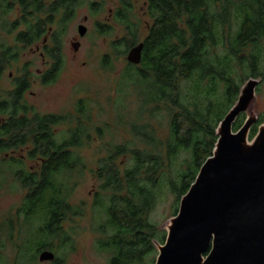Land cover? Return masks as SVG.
<instances>
[{
  "label": "trees",
  "instance_id": "1",
  "mask_svg": "<svg viewBox=\"0 0 264 264\" xmlns=\"http://www.w3.org/2000/svg\"><path fill=\"white\" fill-rule=\"evenodd\" d=\"M0 1L13 8L9 0ZM120 1L116 16L125 21L129 35L114 41L113 47L125 53L136 45L138 27L129 16L132 1ZM13 2L22 17L12 22V29L26 24L16 34L17 43L29 46L45 37L52 40L46 50L53 61L42 77L44 83L54 81L62 66V40L59 30L49 26L63 24L80 1ZM146 7L152 23L141 41V61H128L123 78L136 86L142 99L139 115L154 116L161 110L168 114V132L162 139L149 123L126 121L131 138L113 144L99 160L93 209L102 235L98 245L111 252L110 264H154L158 251L154 240L164 243L167 232L150 220V211L169 192L177 200L174 215L178 212L181 197L212 155L217 127L242 85L251 77L264 81V0H147ZM18 52L2 45L0 77ZM29 75L25 67L14 86L0 94V154L25 151L22 157L8 159L26 192L16 210L17 222L15 217L6 223L17 258L33 260L38 253L55 249V240L64 246L70 238L65 221L83 213L70 200L71 180L73 172L85 166L80 149L92 134L82 119L87 116L81 100L75 125L63 131L58 127L72 122L70 115L41 113L28 102ZM245 118V113L239 115L234 130ZM262 122L264 116L252 126L250 138ZM96 129L103 132L102 127ZM28 160L37 164L28 166ZM4 161L0 158V168ZM36 219L38 225L23 239L24 245L18 243L24 223ZM2 248L0 242V260Z\"/></svg>",
  "mask_w": 264,
  "mask_h": 264
},
{
  "label": "rangeland",
  "instance_id": "2",
  "mask_svg": "<svg viewBox=\"0 0 264 264\" xmlns=\"http://www.w3.org/2000/svg\"><path fill=\"white\" fill-rule=\"evenodd\" d=\"M79 1L80 4L73 15L63 24L54 23L49 26L61 33L63 58L57 78L48 83L43 82L42 75L53 61L46 50L47 47L53 46L52 40L45 37L29 46L17 43L16 34L20 29L24 30L26 24L21 23L18 28L12 29V22L22 17V13L13 0H9L13 5L10 10L0 1V56L3 44L11 45L19 51L17 58L2 72L0 94L14 86L16 79L24 74L26 67L31 80L26 100L35 105L41 113L70 115L69 119L72 122L58 127L60 131L75 125L80 116L78 109L81 100L87 116L82 119L89 125L92 134V139L80 149L85 166L83 170L73 172L71 180L74 186L70 200L81 207L83 213L65 221V229L70 238L64 246H60V240H55L53 260H40V253L33 260L17 258V248L9 237L6 220L8 218L15 220L17 207L21 204L26 189L16 180L14 169L8 159L12 156L22 157L25 151L0 154V158L6 160L2 162L0 168V242L3 244L0 264H110L111 252L101 249L98 245L102 235L97 230L96 213L93 209L98 191L95 173L99 160L107 155L113 144L131 138L128 126H125L126 121L147 122L156 129L158 137L163 139L167 136L168 114L161 110L154 116L149 112L139 115L142 99L136 86L123 78L130 49L121 53L124 49L120 48L117 53L113 47L114 41L127 38L129 35L125 21L116 16L121 1ZM131 1L129 16L138 27L136 42L138 44L147 36L152 18L147 12V0ZM80 24L87 28L84 35H80L78 29ZM99 25H102L104 30H99ZM77 41L80 45L75 49L73 43ZM105 56H108L109 60L106 61ZM150 107L152 105H148V108ZM255 110L258 117L264 116V81L257 87ZM121 118L125 119V122L120 121ZM96 127H102L103 132H98ZM26 162L28 166L37 164L35 161ZM176 205L175 195L166 192L150 211L149 218L161 229L160 231L167 232L160 226L174 215ZM37 225V219L24 223L18 243L24 245L23 239L30 235ZM34 251L35 247L28 251V255ZM157 254L158 251L155 252L156 256Z\"/></svg>",
  "mask_w": 264,
  "mask_h": 264
},
{
  "label": "water",
  "instance_id": "3",
  "mask_svg": "<svg viewBox=\"0 0 264 264\" xmlns=\"http://www.w3.org/2000/svg\"><path fill=\"white\" fill-rule=\"evenodd\" d=\"M80 35L87 28L79 25ZM78 49L80 43H73ZM143 42L131 47L128 61L140 63ZM261 78H249L217 127L213 150L181 197L178 212L160 228L164 243L154 240V264H264V122L250 138L258 120L255 110ZM242 113L243 124L234 130ZM40 260H53L45 250Z\"/></svg>",
  "mask_w": 264,
  "mask_h": 264
}]
</instances>
